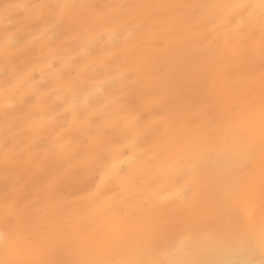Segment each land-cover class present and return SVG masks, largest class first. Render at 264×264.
I'll return each mask as SVG.
<instances>
[{
  "label": "rangeland",
  "instance_id": "obj_1",
  "mask_svg": "<svg viewBox=\"0 0 264 264\" xmlns=\"http://www.w3.org/2000/svg\"><path fill=\"white\" fill-rule=\"evenodd\" d=\"M246 6L0 0V264H264Z\"/></svg>",
  "mask_w": 264,
  "mask_h": 264
},
{
  "label": "bare ground",
  "instance_id": "obj_2",
  "mask_svg": "<svg viewBox=\"0 0 264 264\" xmlns=\"http://www.w3.org/2000/svg\"><path fill=\"white\" fill-rule=\"evenodd\" d=\"M247 3H248V6H246L249 10V15H248V17H252L253 16V13H257V16H261V17H264V0H247ZM246 4H244V3H242V4H240L239 6H237V9H243L244 7L243 6H245ZM4 94H2L1 96H3ZM131 144V143H130ZM136 157V156H135ZM133 158V156H132V158H131V160L133 161V162H136V158ZM119 159V158H118ZM228 163V162H227ZM119 161H117L116 162V166H119ZM115 165V164H114ZM111 172V171H110ZM109 172V173H110ZM107 174V173H106ZM174 196V193H172V197ZM3 238V234L2 233H0V239H2ZM218 245H216V247H217ZM240 247H238V245H235L234 247H230V248H228V250H226V252H225V255L226 256H232V255H234V254H236V253H239L240 251V249H239ZM200 249H201V245H200V247L198 248V251L196 252V254H193L192 256H191V260H192V262L194 263V262H197L198 260H199V251H200ZM217 249H218V247H217ZM215 251V250H214ZM139 259H140V256L138 257ZM166 260V259H165ZM190 261V260H189ZM165 262H168L167 264H181V262L179 261V260H176V258L174 259V258H169V259H167V261H165ZM152 264V263H151Z\"/></svg>",
  "mask_w": 264,
  "mask_h": 264
}]
</instances>
